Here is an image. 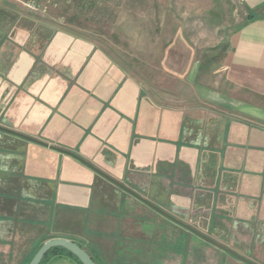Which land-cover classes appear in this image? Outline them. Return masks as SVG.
Listing matches in <instances>:
<instances>
[{"label":"crops","instance_id":"0c3cea01","mask_svg":"<svg viewBox=\"0 0 264 264\" xmlns=\"http://www.w3.org/2000/svg\"><path fill=\"white\" fill-rule=\"evenodd\" d=\"M244 1L264 14V0ZM37 16L0 0V127L44 144L0 132V264H29L53 239L82 245L97 264H190L187 246L207 249L61 150L174 218L183 211L191 228L208 222L216 242L224 237L234 253L264 264V107L227 99H215L211 115L162 107L137 83L120 86L122 75L112 82L108 57L94 55L93 44ZM36 44L46 62L33 70ZM230 46L231 81L264 96V16L243 25ZM63 53L82 56L88 69ZM71 73L80 75V88H69ZM43 264L78 263L60 253Z\"/></svg>","mask_w":264,"mask_h":264},{"label":"rangeland","instance_id":"374dc122","mask_svg":"<svg viewBox=\"0 0 264 264\" xmlns=\"http://www.w3.org/2000/svg\"><path fill=\"white\" fill-rule=\"evenodd\" d=\"M32 2L38 5L37 17L46 25L54 27L56 32L63 31L93 44L94 55L99 52L108 57L106 64L110 69L112 82L114 77L122 75L120 86L133 81L140 85L143 97L158 100L162 107L174 104L175 107L191 108L197 113L210 115L219 104L216 103L218 99H227L238 107L242 105L246 107L247 104L264 107V96L242 89L230 79L232 71L228 67V55L231 52L230 41L233 35L248 23L250 14L264 16L252 12L244 0H32ZM41 47L36 44L31 50L30 54L34 59L33 70L46 62L43 59L46 51L45 53L44 50L41 51ZM16 50L25 52L29 49L18 47ZM42 53L44 54L41 56ZM60 56H65L67 62H73L81 72L88 69V64L82 67V56L73 58L70 53L67 55L63 53ZM79 76L71 73L73 79L69 78V88L72 84L80 88L83 81L77 80ZM27 78L26 85H30L29 82L32 80L30 75ZM195 91H200L203 96L209 95L211 100L204 101L195 94ZM143 190L150 191L148 188ZM162 198L166 200L165 197ZM164 205L166 206V203ZM174 213L179 221L186 220L192 223L183 218L185 215L183 211L175 209ZM204 223L205 225L201 224L199 227L197 222L192 229L214 242L221 240L217 230L207 227L208 222ZM176 230L178 231L176 234L182 232L177 226ZM222 240L225 243H216L232 251L231 245L226 242L227 239L223 237ZM204 243L206 250L199 248L205 246L203 243H200V246L195 243L187 246L190 264H263L262 261L248 260L240 256L248 263L242 262L210 243L206 241ZM219 251L223 252L221 260L217 254Z\"/></svg>","mask_w":264,"mask_h":264},{"label":"water","instance_id":"95a60500","mask_svg":"<svg viewBox=\"0 0 264 264\" xmlns=\"http://www.w3.org/2000/svg\"><path fill=\"white\" fill-rule=\"evenodd\" d=\"M0 132H4V133L10 134V135L22 137V138L27 139V140H29L31 142L36 143V144L44 145L43 143H41L39 141H36V140H33V139H29V138L20 136L17 133H15L13 131H10L8 129L2 128V127H0ZM61 152L66 153V154L72 156L73 158L77 159L78 161H80L81 163H83L84 165H86L87 167H89L90 169L94 170L96 173L100 174L105 179H107L110 182H112L113 184H115L117 187L123 189L124 191H126L130 195L134 196L135 198L139 199L140 201H142L143 203H145L146 205H148L149 207H151L152 209H154L156 212H158L163 217H165V218L169 219L170 221L176 223L177 225L185 228L186 230H188L192 234L196 235L200 239H202V240L210 243L211 245H213V246H215V247H217V248L225 251L226 253H228V254L236 257L240 261L248 263L246 260L242 259L239 255L233 253L232 251L228 250L227 248L223 247L222 245L214 242L213 240H211L207 236H205V235L199 233L198 231H196V230L188 227L187 225H185L182 222L178 221L174 217H172L169 214L165 213L164 211L158 209L157 207H155L154 205L150 204L149 202L143 200L141 197H139L138 195H136L135 193H133L132 191H130L129 189H127L123 185L119 184L118 182H116L115 180H113L112 178H110L109 176H107L106 174L100 172L98 169H96L95 167H93L92 165H90L89 163H87L86 161L82 160L81 158H79L75 154L69 153V152H66V151H62V150H61ZM57 248L64 249L65 251L69 252L74 257H76L81 262V264H97L94 261V259L92 258V256L85 249H83L77 243H75V242H73L71 240H67V239H53V240L47 241L36 252V254L34 255V257L32 258V260L30 261L29 264H41V262L43 261V259L45 258V256L49 253V251H51L53 249H57Z\"/></svg>","mask_w":264,"mask_h":264},{"label":"trees","instance_id":"16d2710c","mask_svg":"<svg viewBox=\"0 0 264 264\" xmlns=\"http://www.w3.org/2000/svg\"><path fill=\"white\" fill-rule=\"evenodd\" d=\"M249 16H251V18H250V20L248 21V22H251V21H253V20H255L256 18H258L259 16H257V15H254V14H250ZM78 245H80V244H78ZM83 249H85L82 245H80ZM40 249V248H39ZM38 249V250H39ZM89 254H90V252L87 250V249H85ZM60 253H66V254H68L69 256H71L78 264H81V262L76 258V257H74L72 254H70L69 252H67V251H65L64 249H59V248H57V249H53V250H51V251H49V253L45 256V258L43 259V261L41 262V264H43V262L50 256V255H52V254H60ZM91 255V254H90ZM92 256V255H91ZM93 258V257H92ZM94 259V258H93ZM94 261H95V259H94ZM96 262V261H95Z\"/></svg>","mask_w":264,"mask_h":264},{"label":"built area","instance_id":"2783aa9c","mask_svg":"<svg viewBox=\"0 0 264 264\" xmlns=\"http://www.w3.org/2000/svg\"><path fill=\"white\" fill-rule=\"evenodd\" d=\"M6 1H9L12 3H18L24 6L29 11L34 12V13L39 11L38 5L32 1H27V0H6Z\"/></svg>","mask_w":264,"mask_h":264}]
</instances>
